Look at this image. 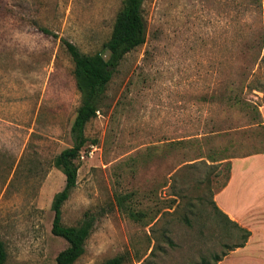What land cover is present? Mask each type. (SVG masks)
<instances>
[{"label":"rangeland","instance_id":"374dc122","mask_svg":"<svg viewBox=\"0 0 264 264\" xmlns=\"http://www.w3.org/2000/svg\"><path fill=\"white\" fill-rule=\"evenodd\" d=\"M122 3L0 0L4 264H56L67 246L51 231L65 184L58 156L79 104L64 40L107 54ZM142 14L145 42L124 55L86 124L62 205L65 225L95 216L73 264L118 254L122 264H199L241 241L212 199L233 158L264 150V0H144ZM246 254L216 264H246Z\"/></svg>","mask_w":264,"mask_h":264},{"label":"trees","instance_id":"16d2710c","mask_svg":"<svg viewBox=\"0 0 264 264\" xmlns=\"http://www.w3.org/2000/svg\"><path fill=\"white\" fill-rule=\"evenodd\" d=\"M144 0H123L122 6L115 16L113 23L112 43L106 44L107 54L102 52L84 53L73 43L64 40L67 53L73 62V76L76 89L79 94V104L75 111L70 135L72 144L63 148L59 152V163L65 175V184L61 190L56 192L52 198L51 209L53 220L51 231L54 235L66 240L67 246L59 251L55 257L56 264H73L85 250V241L93 227L95 216L86 212L76 225H65L62 223V205L69 198L76 186L78 163L77 160L84 149L88 138L85 135L86 124L96 116L101 105L104 93L117 66L124 55L130 50L142 45L146 39V25L142 14V4ZM44 31H47L44 29ZM239 103L241 108L257 107L248 101L237 98L233 104ZM263 129L264 126L261 124ZM258 151L255 153H261ZM227 156L220 159H226ZM118 205H122V200L118 199ZM215 212L224 220L234 225L242 234L241 241L233 245L224 244L225 250L221 253L212 254V259L207 260L201 257L199 264H216L228 251L244 246L250 231L240 226L237 222L230 220L223 213L212 199ZM130 217H135L136 213L130 210ZM188 222V219L186 220ZM6 250L2 240H0V264L6 260ZM123 256L118 254L106 259L103 264H122Z\"/></svg>","mask_w":264,"mask_h":264},{"label":"crops","instance_id":"0c3cea01","mask_svg":"<svg viewBox=\"0 0 264 264\" xmlns=\"http://www.w3.org/2000/svg\"><path fill=\"white\" fill-rule=\"evenodd\" d=\"M230 166L229 178L214 192L213 200L250 235L244 246L230 250L226 256L244 250L246 264H264V152L233 158Z\"/></svg>","mask_w":264,"mask_h":264}]
</instances>
